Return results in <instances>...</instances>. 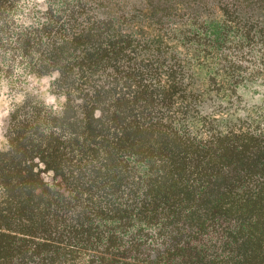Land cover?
Wrapping results in <instances>:
<instances>
[{
  "label": "trees",
  "instance_id": "trees-1",
  "mask_svg": "<svg viewBox=\"0 0 264 264\" xmlns=\"http://www.w3.org/2000/svg\"><path fill=\"white\" fill-rule=\"evenodd\" d=\"M18 1L0 77H51L62 102L4 123L0 264H264V123L204 113L198 74L264 57V0H43L14 25Z\"/></svg>",
  "mask_w": 264,
  "mask_h": 264
},
{
  "label": "rangeland",
  "instance_id": "rangeland-1",
  "mask_svg": "<svg viewBox=\"0 0 264 264\" xmlns=\"http://www.w3.org/2000/svg\"><path fill=\"white\" fill-rule=\"evenodd\" d=\"M17 11L12 15L14 25H30L41 20L44 9L43 0H19ZM211 25L205 30L209 32ZM208 57V56H207ZM207 60H210L207 58ZM198 66L199 79L205 87L209 84L218 90L219 103L207 106L204 113L218 108L222 118L230 121L245 120L254 123H264V57L253 53L243 60L222 63L201 62ZM20 66L0 77V148L4 145L2 131L9 113L22 104L27 96L44 106L46 111L57 114L61 102L57 96L50 93L51 77L35 78L29 76ZM218 71V73H216ZM240 75L243 79L240 80ZM50 181V174H43Z\"/></svg>",
  "mask_w": 264,
  "mask_h": 264
}]
</instances>
